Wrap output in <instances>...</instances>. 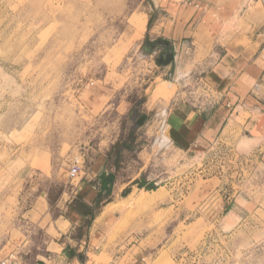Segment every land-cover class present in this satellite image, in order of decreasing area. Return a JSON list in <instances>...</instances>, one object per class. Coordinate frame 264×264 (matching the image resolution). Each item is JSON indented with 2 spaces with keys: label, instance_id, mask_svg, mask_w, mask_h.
<instances>
[{
  "label": "rangeland",
  "instance_id": "rangeland-1",
  "mask_svg": "<svg viewBox=\"0 0 264 264\" xmlns=\"http://www.w3.org/2000/svg\"><path fill=\"white\" fill-rule=\"evenodd\" d=\"M154 3L0 0V259L46 243L31 208L39 190L58 189L46 178L49 150L73 143L87 158L117 137L160 189L112 205L90 234L88 264H264V160L225 140L174 154L154 140L167 135L162 119L141 117L157 77L145 41ZM196 81L181 85L200 101L207 88ZM177 90L160 79L165 112Z\"/></svg>",
  "mask_w": 264,
  "mask_h": 264
},
{
  "label": "crops",
  "instance_id": "crops-1",
  "mask_svg": "<svg viewBox=\"0 0 264 264\" xmlns=\"http://www.w3.org/2000/svg\"><path fill=\"white\" fill-rule=\"evenodd\" d=\"M154 1L156 16L147 15L145 41L158 53L153 67L157 77L152 92L145 94L142 108L146 110L141 117L146 118L151 110L154 119H162L167 135L160 137L157 131L155 142L165 139L174 154L181 155L195 153L198 148L209 152L225 140L239 153L264 160V3ZM160 79L178 86L166 112L168 101L155 98ZM193 79L194 84L200 80L207 87L200 101L195 91L181 85ZM107 143L87 158L73 143L66 149L60 142L49 150L46 178L58 189H41L32 201L31 215L36 217L46 243L22 255L25 264L88 260L93 227L113 213L105 214L107 206L140 190L160 189V179L150 180L134 170L136 161L118 145L117 137ZM76 157H82L85 164L79 177L71 179L69 169ZM180 178L174 176L173 184L179 185ZM228 214L232 216L233 211Z\"/></svg>",
  "mask_w": 264,
  "mask_h": 264
},
{
  "label": "built area",
  "instance_id": "built-area-1",
  "mask_svg": "<svg viewBox=\"0 0 264 264\" xmlns=\"http://www.w3.org/2000/svg\"><path fill=\"white\" fill-rule=\"evenodd\" d=\"M205 86V84H204ZM205 88H207L205 86ZM84 157V156H83ZM85 164V160L81 159L80 157L74 158L73 162L70 165L69 169V176L71 179H75L79 177L82 171V165ZM0 264H25L24 258L22 255L18 254L17 252H11L10 254L6 255L5 257L0 259ZM36 264H47L46 262H38ZM75 264H88V260H79Z\"/></svg>",
  "mask_w": 264,
  "mask_h": 264
},
{
  "label": "bare ground",
  "instance_id": "bare-ground-1",
  "mask_svg": "<svg viewBox=\"0 0 264 264\" xmlns=\"http://www.w3.org/2000/svg\"><path fill=\"white\" fill-rule=\"evenodd\" d=\"M142 20V19H141ZM140 27H142V29H144V26H145V21L144 20H142L140 23ZM134 26V25H133ZM136 26V25H135ZM138 26V25H137ZM139 27V26H138ZM134 28V27H133ZM137 31H138V29H137ZM136 33V32H135ZM136 199V201L137 202H146V201H148L147 199H144L143 197H138V198H135ZM112 208H113V206L112 205H109V206H107L106 207V212H105V214H108V213H110V211L112 210ZM100 219V218H99Z\"/></svg>",
  "mask_w": 264,
  "mask_h": 264
},
{
  "label": "trees",
  "instance_id": "trees-1",
  "mask_svg": "<svg viewBox=\"0 0 264 264\" xmlns=\"http://www.w3.org/2000/svg\"><path fill=\"white\" fill-rule=\"evenodd\" d=\"M148 189H152V188H148Z\"/></svg>",
  "mask_w": 264,
  "mask_h": 264
}]
</instances>
